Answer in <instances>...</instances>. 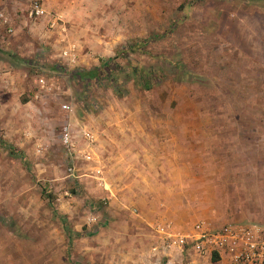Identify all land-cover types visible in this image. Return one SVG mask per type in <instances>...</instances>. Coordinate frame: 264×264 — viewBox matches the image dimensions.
Here are the masks:
<instances>
[{
  "label": "rangeland",
  "instance_id": "obj_1",
  "mask_svg": "<svg viewBox=\"0 0 264 264\" xmlns=\"http://www.w3.org/2000/svg\"><path fill=\"white\" fill-rule=\"evenodd\" d=\"M44 3L0 0V264H216L264 224V0Z\"/></svg>",
  "mask_w": 264,
  "mask_h": 264
},
{
  "label": "built area",
  "instance_id": "obj_2",
  "mask_svg": "<svg viewBox=\"0 0 264 264\" xmlns=\"http://www.w3.org/2000/svg\"><path fill=\"white\" fill-rule=\"evenodd\" d=\"M37 16L45 14L41 0H32ZM69 136L65 135L68 142ZM196 250L217 255L216 264H264V225L233 223L205 230L192 241Z\"/></svg>",
  "mask_w": 264,
  "mask_h": 264
},
{
  "label": "trees",
  "instance_id": "obj_3",
  "mask_svg": "<svg viewBox=\"0 0 264 264\" xmlns=\"http://www.w3.org/2000/svg\"><path fill=\"white\" fill-rule=\"evenodd\" d=\"M149 41H143L141 46L146 45ZM132 52L133 50L131 48L128 49H121L119 52V55L125 53V52ZM116 58H111L105 62H103V66L101 67H96L93 68L92 70L89 71H77L76 72V77L81 80V81H91V80H99L100 77H103L105 74H109L115 65ZM155 83L153 80L150 82L149 80L146 81L143 86L145 89H150L152 85ZM68 231V230H67ZM213 260L217 261V255L213 256Z\"/></svg>",
  "mask_w": 264,
  "mask_h": 264
},
{
  "label": "crops",
  "instance_id": "obj_4",
  "mask_svg": "<svg viewBox=\"0 0 264 264\" xmlns=\"http://www.w3.org/2000/svg\"><path fill=\"white\" fill-rule=\"evenodd\" d=\"M45 0H41V3H42V7H43V10L46 12V8H45ZM3 5V4H2ZM2 6H0V8H1ZM5 18H4V13L3 12H1L0 13V22H4L5 23ZM1 25V24H0ZM69 136V135H68ZM109 141H111L112 143L115 141V140H119L118 139V134H114V135H112L111 136V138L110 139H108ZM99 141L96 143V151H99L101 148H99ZM117 151V149H115V150H112V151H110L109 153L111 154V156H114V155H116L115 154V152ZM118 152H119V150H118ZM143 152V154H142V156L143 157H146L147 156V154L144 152V151H142ZM102 155H104V156H106L107 154L106 153H104V154H102V153H98V156H102ZM130 155L133 157V156H135L136 157V159H133L134 160V162H139L138 161V159H137V157H140L141 158V156H140V154L138 153V149H136V148H133V150H132V152L130 153ZM146 161V160H145ZM150 157H149V155H148V157H147V162H149L150 163ZM150 167L149 168H145V166H144V168H145V170H144V168H143V172H146V170L147 171H152V166H154L155 167V165H154V163L153 164H151V165H149ZM123 168H125V167H123ZM123 168H120L119 169V171H118V173H123L122 171H123ZM102 171V170H101ZM139 171V169H138V166L136 165L135 166V172H138ZM104 181H105V178H104ZM118 181H120V183H122V181H123V179L122 178H120L119 177V179H118ZM106 182H104L103 184H105ZM119 187L120 188H122L123 186L122 185H119ZM243 224H246V223H243ZM248 224H250V223H248ZM259 225H264V224H259ZM193 231V230H192ZM197 235V231H195V234L194 233H192L191 235H188V236H190L191 237V239L194 237V236H196ZM196 250V249H195ZM211 257H212V255L210 254V253H208V252H205V254H204V256H203V258H204V260L205 261H208V262H210L211 263Z\"/></svg>",
  "mask_w": 264,
  "mask_h": 264
}]
</instances>
